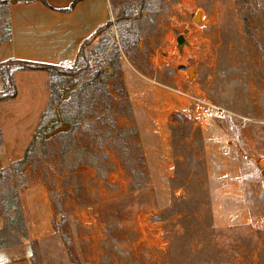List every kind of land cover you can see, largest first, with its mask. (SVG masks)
<instances>
[{"label":"rangeland","instance_id":"374dc122","mask_svg":"<svg viewBox=\"0 0 264 264\" xmlns=\"http://www.w3.org/2000/svg\"><path fill=\"white\" fill-rule=\"evenodd\" d=\"M6 30L0 13V36ZM96 71L115 101L112 84L128 102L114 110ZM55 73L59 98L24 163L0 176V261L264 264L262 0H143ZM76 94L86 111L111 107L119 126L134 127L124 151L144 154L145 188L130 187L110 148L105 179L87 165L61 172L57 135L70 128L62 108ZM202 99L205 122L193 115Z\"/></svg>","mask_w":264,"mask_h":264},{"label":"crops","instance_id":"0c3cea01","mask_svg":"<svg viewBox=\"0 0 264 264\" xmlns=\"http://www.w3.org/2000/svg\"><path fill=\"white\" fill-rule=\"evenodd\" d=\"M138 0H31L8 6L10 38L0 43V63L16 59L50 65L75 61L81 44L99 28L119 19ZM264 2V0H262ZM16 94L0 101V170L21 160L48 107L50 74L13 70ZM0 89L2 80L0 78ZM1 259L0 264H26Z\"/></svg>","mask_w":264,"mask_h":264},{"label":"trees","instance_id":"16d2710c","mask_svg":"<svg viewBox=\"0 0 264 264\" xmlns=\"http://www.w3.org/2000/svg\"><path fill=\"white\" fill-rule=\"evenodd\" d=\"M28 1L31 0H0V13L4 15L7 25L5 35L0 36V43L10 38V32L7 24L9 4L12 2ZM141 1L143 0H138L130 5L125 6L123 9V13L119 19L106 23L103 27L96 30L94 34H96L102 28L124 18L127 9ZM86 40L84 42H86ZM84 42L81 44L74 62L79 61V58L82 55V47ZM58 66L61 65H50L16 59H11L0 63V78L2 80V89L3 91L8 90L5 95L0 97V101L7 100L15 96L16 88L14 86L12 72L13 70L18 69L47 71L50 74L51 97H53L54 95L56 98H59V93L56 89V85L53 82L51 83L53 76L56 74L55 70ZM96 77H98L99 81L101 82V87L105 96L107 98H110L112 105L114 103V110L119 108L123 101L126 100V102H128V94L125 89L112 84V90L119 97L118 100L115 101L114 96H112L105 80L102 77V71H96L94 78ZM63 106H66L62 108L63 118L69 124L70 128L67 131L61 132L57 135L60 143V152L65 162V165H62L60 169L61 172H64V170L72 171L78 165H87L93 168L98 177L105 179L114 165L110 153L106 152L105 150V148H110L114 150L113 154L116 158L119 159L121 166H123L127 175L130 177V187L135 190L146 187L147 173L143 169L144 154L141 151H138L134 155H130L129 150L124 151L125 149L130 148L131 145L134 144L133 142H135L134 139L137 134L133 126H119L117 124V117H114L112 114L111 107H107L106 109H101L99 111L94 110L91 113L89 111H86L84 105L82 104V100L77 94L76 96H73L71 99H69ZM128 106L130 107V105ZM79 128V136L83 139L84 144L86 143L84 146L79 144L80 142L77 138ZM1 144L2 137L0 132V148ZM78 151H83V153H77ZM24 161L25 156L21 160H18L16 163L21 164L24 163ZM6 168L7 167L0 170V176L4 171H7ZM2 191L3 189L0 188V196ZM0 216H2L0 217V220H3L5 217L4 213H0ZM3 221H5V219Z\"/></svg>","mask_w":264,"mask_h":264},{"label":"built area","instance_id":"2783aa9c","mask_svg":"<svg viewBox=\"0 0 264 264\" xmlns=\"http://www.w3.org/2000/svg\"><path fill=\"white\" fill-rule=\"evenodd\" d=\"M196 110L193 112V115H195L197 118H199L202 121H207L209 119L210 113H211V106L207 101L204 99L200 100L199 103H197Z\"/></svg>","mask_w":264,"mask_h":264},{"label":"water","instance_id":"95a60500","mask_svg":"<svg viewBox=\"0 0 264 264\" xmlns=\"http://www.w3.org/2000/svg\"><path fill=\"white\" fill-rule=\"evenodd\" d=\"M199 15H200V13L198 12V13L194 16V19H195V20H198V19H199ZM177 41H178V45H179V47H181L182 44L185 43V38L183 37V35H179V36L177 37ZM192 72H193V69H192V68H189V76H191V74H193ZM260 164H261V165H264V159L260 161Z\"/></svg>","mask_w":264,"mask_h":264}]
</instances>
